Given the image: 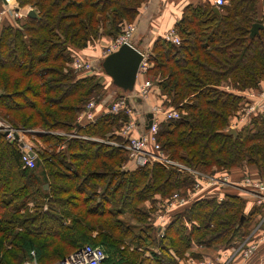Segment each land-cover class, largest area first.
Returning a JSON list of instances; mask_svg holds the SVG:
<instances>
[{
    "label": "trees",
    "instance_id": "trees-1",
    "mask_svg": "<svg viewBox=\"0 0 264 264\" xmlns=\"http://www.w3.org/2000/svg\"><path fill=\"white\" fill-rule=\"evenodd\" d=\"M146 1L20 0L38 16H25L21 27L9 16L0 23V116L34 130L26 137L34 136L28 140L37 154L36 166L25 168L18 141L0 132V264H23L32 251L52 264L86 244L105 249L104 264H192L242 243L264 216V204L211 185L172 211L158 236L156 215L194 178L157 162L137 166L126 148L107 142H128L122 129L130 116L102 109L108 89L101 75L111 79L102 59L93 72L72 67L77 56L96 57L81 51L120 36ZM214 8L211 0L188 4L174 26L181 43L159 37L140 80L152 82L150 102L179 111L157 117L168 156L211 175L262 178L264 113L249 115L236 135L229 125L252 102L248 93L264 88V28L250 37L254 23L264 25V0ZM94 99L100 114L80 122ZM263 254L264 241L248 263Z\"/></svg>",
    "mask_w": 264,
    "mask_h": 264
},
{
    "label": "built area",
    "instance_id": "built-area-1",
    "mask_svg": "<svg viewBox=\"0 0 264 264\" xmlns=\"http://www.w3.org/2000/svg\"><path fill=\"white\" fill-rule=\"evenodd\" d=\"M215 7L220 8L225 0H211ZM20 0H4L2 6H0V23L6 16H11L16 21L15 26L21 27V22L28 13L21 12ZM33 9V8H32ZM136 27L134 23H129L124 32L116 39L111 41L104 50V56L106 57L110 53L117 51L124 43L132 44V36ZM165 39L180 44L181 39L175 30H171L164 36ZM143 54V60L141 61L137 80V89L132 92H128L126 95L114 100L109 108L105 109V112L117 113L121 110L125 111L129 116V122L123 127L122 133L129 138L125 144H120L115 141H107L117 146H123L128 150L129 157L134 161L137 166H144L150 162H157L164 166L166 169H173L178 172L187 173L195 180L192 189L184 191H175L171 198L165 202L163 208L156 215V227L158 228V236L163 237L165 229L169 224V214L179 208L184 207L190 203L197 192L207 186L217 185L220 187H231L240 192L247 198L255 200L258 204H264V176L262 178H252L250 176L245 177L241 181L234 180L228 174L211 175L201 170L195 169L188 164L171 158L162 149L160 142L158 141L159 121L157 117L163 115L168 119L179 117V111L175 109H166L162 105L153 104L151 106L152 118H148L146 125L142 127L136 122L134 113L131 108L132 101L148 100L150 96V89L152 82L150 80H140L139 76L145 73L149 66L148 58L150 56V50L141 51ZM97 61L95 57L83 58L80 56L75 57L72 62V67L76 72H93L97 67ZM248 95L253 99L249 105L244 109L241 120H245L246 117L253 113H264V88L251 91ZM130 104V105H129ZM97 109V101L91 100L83 111L79 115L80 122H92L97 118V113L101 111ZM102 110V113H104ZM152 120V124L148 127L149 121ZM235 128V124L231 125ZM142 128V129H141ZM231 128V127H230ZM0 131H4L6 138L10 141H18L19 146L22 149V161L25 168H34L37 163V154L33 149L32 143L26 140V133L34 131L32 129H16L14 126L7 125L5 120L0 116ZM132 132L136 134L130 136ZM55 133L70 137H79L83 139L100 140L99 138L90 137L87 135H81L77 132L65 133L57 131ZM260 233V234H259ZM260 238L258 239V237ZM257 237V239H256ZM259 240V241H258ZM264 241V216L249 234L245 240L238 244L232 245L228 248L215 252L212 256L201 259L200 261H193L192 264H249V259L256 253L261 242ZM150 255V254H147ZM108 254L102 246H94L86 244L65 257L59 259L52 264H104ZM23 264H40L37 260L36 253L31 252V257L26 259Z\"/></svg>",
    "mask_w": 264,
    "mask_h": 264
},
{
    "label": "crops",
    "instance_id": "crops-1",
    "mask_svg": "<svg viewBox=\"0 0 264 264\" xmlns=\"http://www.w3.org/2000/svg\"><path fill=\"white\" fill-rule=\"evenodd\" d=\"M203 1L205 0H147L142 5L141 11L138 14L136 20L134 21V23H136L137 25V28L134 33V36L132 37V45L140 51L150 50L151 46L159 37L164 38L166 33L171 30H174L175 23L182 16L183 10L188 4H197L202 3ZM2 5L3 4H0V6ZM31 9L32 7L25 6L21 7L20 10L23 13H28ZM10 18L13 23H16V21L12 19L11 16ZM110 41H112L111 38L105 37L102 40V45H100V47H103L105 45L103 48L98 47L97 49L95 48V50L93 51L85 49L81 51V53L83 55H89L93 52L96 55V57L94 56L96 60H103L105 58L104 50L106 46L110 43ZM102 76V82L107 86L108 89L106 96L103 98L104 103L110 101L109 98H117L118 96L122 95L120 89L113 85V82L111 83L112 78L110 79L105 75ZM126 94L127 93L123 94V96ZM139 103L142 102L140 101ZM198 193L199 192H197L195 196ZM261 257V261L257 264L264 263V254Z\"/></svg>",
    "mask_w": 264,
    "mask_h": 264
},
{
    "label": "water",
    "instance_id": "water-1",
    "mask_svg": "<svg viewBox=\"0 0 264 264\" xmlns=\"http://www.w3.org/2000/svg\"><path fill=\"white\" fill-rule=\"evenodd\" d=\"M4 0H0V4H3ZM215 11L219 12V8L215 7ZM29 16L37 17L38 13L36 9H31L28 13ZM264 25L261 23H254L250 29V37H254ZM143 60L142 52L134 47L132 44L124 43L120 48L107 55L102 62L104 71L112 78L113 84L125 93L135 90L139 67ZM149 118H152V113L149 114ZM152 124V120L149 121L148 127ZM230 133L237 134L235 128H230ZM48 184L45 185L47 189Z\"/></svg>",
    "mask_w": 264,
    "mask_h": 264
},
{
    "label": "rangeland",
    "instance_id": "rangeland-1",
    "mask_svg": "<svg viewBox=\"0 0 264 264\" xmlns=\"http://www.w3.org/2000/svg\"><path fill=\"white\" fill-rule=\"evenodd\" d=\"M131 23H134V22H131ZM134 25H135V27L137 28V25H136V23H134ZM135 31H136V29H135ZM135 31H134V33H135ZM134 33H133V36H134ZM132 36V37H133ZM113 41V40H112ZM111 42V41H110ZM105 46V45H104ZM103 46V47H104ZM103 47H100V48H103ZM115 52V51H114ZM113 53V52H112ZM90 56H92V55H90ZM99 65H100V62L98 63ZM101 77L103 78V76L101 75ZM227 88H229V87H227ZM252 91H255V90H252ZM110 99V101H108V102H106V103H104V105H102V109H106V107H107V105H110L114 100H116V98H114V97H112V98H109ZM140 101H132V105H131V108H132V110H133V115H134V118L136 119V122L137 123H139L142 127H144L145 126V123L147 122V115L150 113V111H151V106L154 104V100L152 99V101L151 102H153V103H151L150 102V98L148 99V100H142L141 102L142 103H139ZM140 104V105H139ZM137 105H139V106H137ZM136 111H138V112H136ZM241 117H242V115L240 116V118L238 119V120H235V119H233V120H231V122H230V127H232L231 125L232 124H235V126H233V127H235V129H238V126H239V124L241 123V122H243V121H245V120H241ZM247 118V117H246ZM245 118V119H246ZM5 120V119H4ZM5 122H6V124L7 125H11L12 126V124L10 123V122H8V121H6L5 120ZM15 128V127H14ZM16 129H19V128H16ZM0 132H2V131H0ZM3 133H4V131H3ZM28 133H30V132H28ZM28 133H26V136H27V134ZM66 133V132H65ZM65 135H67V134H65ZM68 136V135H67ZM34 136H32V137H30V136H28V137H24L26 140H28V138L29 139H31L33 142H34V138H33ZM29 142H32V141H30V140H28ZM13 142V141H12ZM35 143V142H34ZM131 222H133V221H131ZM133 223H135V222H133ZM260 238V236L258 237V239ZM259 241V240H258ZM262 243V242H261ZM260 243V244H261ZM223 248H219V249H217L216 250V252H218V251H220V250H222ZM155 250L157 251L158 250V248H155ZM146 254H150V252H147Z\"/></svg>",
    "mask_w": 264,
    "mask_h": 264
},
{
    "label": "bare ground",
    "instance_id": "bare-ground-1",
    "mask_svg": "<svg viewBox=\"0 0 264 264\" xmlns=\"http://www.w3.org/2000/svg\"><path fill=\"white\" fill-rule=\"evenodd\" d=\"M111 54V53H110Z\"/></svg>",
    "mask_w": 264,
    "mask_h": 264
}]
</instances>
